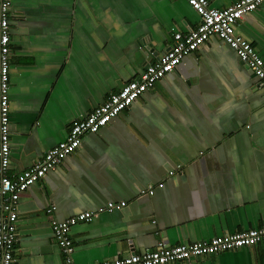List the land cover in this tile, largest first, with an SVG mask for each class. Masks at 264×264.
Segmentation results:
<instances>
[{
	"label": "crops",
	"instance_id": "1",
	"mask_svg": "<svg viewBox=\"0 0 264 264\" xmlns=\"http://www.w3.org/2000/svg\"><path fill=\"white\" fill-rule=\"evenodd\" d=\"M11 2L13 174L64 141L74 120L140 78L175 32L201 19L186 0ZM236 33L264 59V4ZM151 186L153 194L141 193ZM110 201L127 204L110 212ZM18 205L15 264H64L52 216L94 213L71 228L76 264L262 227L264 86L212 36L107 126L85 134ZM167 264H264V242Z\"/></svg>",
	"mask_w": 264,
	"mask_h": 264
},
{
	"label": "built area",
	"instance_id": "2",
	"mask_svg": "<svg viewBox=\"0 0 264 264\" xmlns=\"http://www.w3.org/2000/svg\"><path fill=\"white\" fill-rule=\"evenodd\" d=\"M200 15L196 28L187 33L175 32L169 49L145 68L140 78L132 79L117 92L111 93L105 102L88 115L73 121L64 141L37 159L29 168L19 173L10 172V57H11V0H0V264H15V246L18 240V204L22 194L34 183L56 168L65 158L75 152L87 133H97L112 119L128 109L145 92L155 87L166 75L174 72L183 59L198 50L212 36L224 40L239 56L240 60L255 74L264 86V59L253 43L236 33L239 20L264 4V0H238L231 6L216 8L210 0H186ZM172 173V172H171ZM155 192V187L141 193ZM126 201L108 202V211L126 206ZM56 206L46 209L48 215ZM94 213L81 212L65 220L52 216L51 226L57 244L65 255L64 264H76L73 259L74 242L71 228L92 220ZM264 242V226L190 243L167 246L160 244L155 250L132 253L124 257L111 258L95 264H167L192 257L218 254Z\"/></svg>",
	"mask_w": 264,
	"mask_h": 264
}]
</instances>
